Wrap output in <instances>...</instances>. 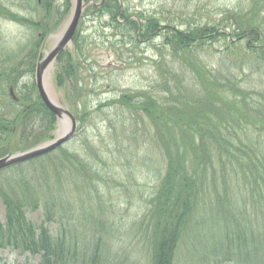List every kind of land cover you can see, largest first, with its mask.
<instances>
[{"label":"trees","instance_id":"16d2710c","mask_svg":"<svg viewBox=\"0 0 264 264\" xmlns=\"http://www.w3.org/2000/svg\"><path fill=\"white\" fill-rule=\"evenodd\" d=\"M7 1L0 0V17L37 32L32 48L22 57L10 54L12 49L7 47L0 54V95L20 105L13 113L0 114V156L52 138L56 117L44 106L34 81L27 83L23 77L34 74L41 42L70 9V0L58 8L56 0H35L30 6V0ZM15 1L35 17L13 10L9 3ZM122 2L104 0L92 5L89 13H106L113 32L135 45L162 31L161 45L156 46L160 59L155 63L163 65V87L171 96L160 101L150 91H126L111 102L141 116L150 126V136L143 134L141 143L155 144L164 155L165 169L143 215L147 219L142 218L147 222L144 230L151 264H264V90H237L221 71L213 70L207 77V70L197 67L199 49L221 38L232 43L234 37L237 42L244 40L245 49L254 54V64H264V0H245L226 10L223 26L189 21L184 28L166 26L142 13L129 14ZM52 14L58 19L49 25ZM80 39L77 31L74 51H62L58 57V86L81 75ZM182 71L189 78L195 76L198 83L186 90L177 74ZM74 115L84 124L85 114ZM17 132L25 143L14 149L9 140ZM127 138L123 144L131 147L133 133ZM97 168L63 144L0 169L4 204L0 249L38 255V264H125L103 242L102 234L96 236V229L89 234L80 230L91 222L100 224L92 206L82 211L76 223L74 205L85 202L76 196L70 202L66 197L73 183L76 194H87L93 201L100 190L98 179L104 177Z\"/></svg>","mask_w":264,"mask_h":264},{"label":"rangeland","instance_id":"374dc122","mask_svg":"<svg viewBox=\"0 0 264 264\" xmlns=\"http://www.w3.org/2000/svg\"><path fill=\"white\" fill-rule=\"evenodd\" d=\"M83 1L85 4L79 26L82 54H79L78 74L81 75L76 76L74 81L70 79L63 86H58L55 79L57 62L45 74L51 95L76 115L85 114L84 124L78 121L77 131L64 144L65 148L92 162L104 177L98 179L100 190L93 201L87 194H76L73 183L68 187L72 190L66 197H70V202L74 201L75 196L85 202L74 205L72 214L76 223L82 218V211H88L91 206L100 218L99 225H93L92 222L90 225L85 224L86 227L80 229L82 233H93L91 229H96V236L102 234L103 242L115 254L117 252V257L119 260L123 259L125 264H151L149 241L144 230L147 222L142 218L147 219L143 215L147 214L149 199L165 169L164 155L155 144L141 143L143 134L150 136L149 124L138 114L111 102L114 97L126 91L136 94L150 91L156 100L161 101L164 96L171 99L163 87V65L155 63L160 59L156 46L160 47L163 33L159 30L149 40L141 39L137 45L130 39L122 41L121 36L113 32L108 19L110 17L106 13L98 16L89 13L92 4L90 0ZM34 2L35 0H30L29 6ZM62 3L64 0H56L55 6L58 8ZM72 3L73 0H70L71 8ZM240 3L245 4V0H124L122 7L129 14L142 13L157 18L164 25L166 22V26L170 24L184 28L189 21L223 26L226 22H222L221 18L226 10L237 8ZM9 4L21 15L35 17L20 2ZM59 10H62L61 7ZM68 16L69 12L58 21L52 31L61 30ZM57 19L58 15L52 14L48 20L49 25ZM35 32L37 30L32 26L0 17V54L7 47L12 49L10 54L22 57L34 42ZM227 32L230 34L231 30L227 29ZM47 36L41 42L44 51L53 43V39L48 40ZM232 40L230 43L226 38H221L199 49L201 64L197 67L207 70V77L213 70L221 71L228 81L237 86V90L263 92L264 64L258 61L254 64V54L245 49L244 40L237 42L235 37ZM69 49L74 51L75 45ZM188 61L192 62L191 57ZM177 74L182 79L178 81H181L186 90L189 89L188 85L194 86L198 83V79L195 76L189 78L190 74L186 71ZM23 80L27 83L34 81V75L27 74ZM224 94L228 95V91ZM3 102L8 106L3 107ZM18 106L20 105L12 104L7 96L0 95V114L13 113ZM56 127L50 132L52 137L57 134ZM129 132L133 133L134 139L129 142L131 147H125L123 143L128 139ZM24 140L21 133L17 132L9 142L14 149H19L24 145ZM5 172L6 170L2 173ZM67 203L65 201L66 207L69 205ZM3 217L4 204L0 199V218ZM112 223L118 229L112 227ZM100 225L105 226L103 233ZM38 263V255L21 254L8 248L0 249V264Z\"/></svg>","mask_w":264,"mask_h":264},{"label":"water","instance_id":"95a60500","mask_svg":"<svg viewBox=\"0 0 264 264\" xmlns=\"http://www.w3.org/2000/svg\"><path fill=\"white\" fill-rule=\"evenodd\" d=\"M84 6L83 0H73V7L69 19L66 20L64 27L58 32L51 35L53 44L48 51L39 55L38 62L35 69V85L37 86L38 93L46 105V107L56 116L57 119V134L52 139L41 142L33 148H28L21 151L9 153L0 157V169L9 166L13 163L22 162L31 158L43 155L56 149L58 146L70 140L76 132L77 120L75 115L65 106L57 101L47 86V76L53 62L57 56L67 46L70 45L75 30L78 27L79 19ZM51 93V94H50Z\"/></svg>","mask_w":264,"mask_h":264},{"label":"flooded vegetation","instance_id":"af4514ba","mask_svg":"<svg viewBox=\"0 0 264 264\" xmlns=\"http://www.w3.org/2000/svg\"><path fill=\"white\" fill-rule=\"evenodd\" d=\"M40 52V51H39ZM12 97V96H11ZM14 98V97H13Z\"/></svg>","mask_w":264,"mask_h":264},{"label":"bare ground","instance_id":"6f19581e","mask_svg":"<svg viewBox=\"0 0 264 264\" xmlns=\"http://www.w3.org/2000/svg\"><path fill=\"white\" fill-rule=\"evenodd\" d=\"M51 94V93H50Z\"/></svg>","mask_w":264,"mask_h":264}]
</instances>
